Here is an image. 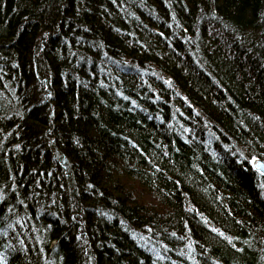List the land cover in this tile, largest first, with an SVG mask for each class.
I'll list each match as a JSON object with an SVG mask.
<instances>
[{
    "label": "trees",
    "instance_id": "16d2710c",
    "mask_svg": "<svg viewBox=\"0 0 264 264\" xmlns=\"http://www.w3.org/2000/svg\"><path fill=\"white\" fill-rule=\"evenodd\" d=\"M264 0H0V264H264Z\"/></svg>",
    "mask_w": 264,
    "mask_h": 264
},
{
    "label": "water",
    "instance_id": "95a60500",
    "mask_svg": "<svg viewBox=\"0 0 264 264\" xmlns=\"http://www.w3.org/2000/svg\"><path fill=\"white\" fill-rule=\"evenodd\" d=\"M252 163L253 169L258 172L264 178V161L255 159Z\"/></svg>",
    "mask_w": 264,
    "mask_h": 264
},
{
    "label": "bare ground",
    "instance_id": "6f19581e",
    "mask_svg": "<svg viewBox=\"0 0 264 264\" xmlns=\"http://www.w3.org/2000/svg\"><path fill=\"white\" fill-rule=\"evenodd\" d=\"M254 160H255V159H254ZM254 160H253V161H254ZM253 161H252V162H253ZM251 167H252V163H251ZM252 168H253V167H252Z\"/></svg>",
    "mask_w": 264,
    "mask_h": 264
}]
</instances>
